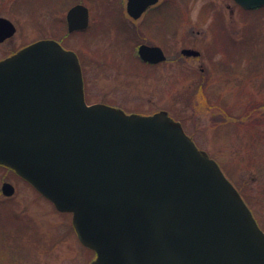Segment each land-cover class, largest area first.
I'll return each mask as SVG.
<instances>
[{
  "label": "water",
  "instance_id": "95a60500",
  "mask_svg": "<svg viewBox=\"0 0 264 264\" xmlns=\"http://www.w3.org/2000/svg\"><path fill=\"white\" fill-rule=\"evenodd\" d=\"M156 1L127 0V12L136 18ZM87 22L83 4L67 10L68 31ZM14 32L0 16V42ZM137 52L150 63L166 59L157 45ZM0 164L71 213L79 242L95 253L89 264H264V231L181 123L165 110L87 104L76 54L53 39L0 59ZM1 190L9 196L13 186Z\"/></svg>",
  "mask_w": 264,
  "mask_h": 264
},
{
  "label": "rangeland",
  "instance_id": "374dc122",
  "mask_svg": "<svg viewBox=\"0 0 264 264\" xmlns=\"http://www.w3.org/2000/svg\"><path fill=\"white\" fill-rule=\"evenodd\" d=\"M85 1L94 10L91 27L65 37L64 44L80 54L86 101L104 102L128 113L167 110L182 122L196 146L216 160L264 231V6L243 10L233 0H159L156 13L166 8L168 22L161 15L146 35L158 41L168 59L147 65L137 57L139 41L126 40L122 31L118 34L131 20L114 10L111 26L110 17L102 11L107 9L103 5H116L119 0ZM67 3L0 0V16L16 28L0 43V58L50 34L61 37V29L53 28L52 20L59 27L65 25ZM120 3L119 10L125 0ZM100 18L102 28L96 26ZM218 20L224 24L219 33L227 30L230 35L225 45L217 40L212 46ZM230 41L237 49L234 56L241 60L242 74L227 76L216 69L222 68L223 53L233 51ZM188 46L199 49L200 58L179 59L180 48ZM199 63L208 74L202 84ZM2 180H10L16 190L7 199L0 193V264L89 263L94 253L78 241L70 213L57 211L0 166V186Z\"/></svg>",
  "mask_w": 264,
  "mask_h": 264
},
{
  "label": "flooded vegetation",
  "instance_id": "af4514ba",
  "mask_svg": "<svg viewBox=\"0 0 264 264\" xmlns=\"http://www.w3.org/2000/svg\"><path fill=\"white\" fill-rule=\"evenodd\" d=\"M116 1H118V0H116ZM158 1L159 0H157L155 3H153V4H149V5H147L146 6V8L139 14V16H137L136 18H134V17H132L128 12H127V0H125V3L123 4V8H120V10L118 9L119 8V6L122 4V3H120L121 2V0H119V2H117L116 3V5H103V7H106L107 9H103L102 11L103 12H107V16H105L106 14H104V15H102V19L104 18V16L107 18V17H110V24H111V20L113 19V18H111V15H112V11H114V10H118V11H120L121 12V14H122V16H123V18H124V20H125V15L131 20V22L130 23H128L127 24V26L125 27L124 25L123 26H121V29H118V34L122 31V33H123V35L125 36V39L126 40H128V41H130L131 39H137L138 41H139V43H138V45H137V47H136V54H137V57L139 58V60L141 61V63L142 64H147V65H156V64H158V63H160V62H157V63H150V62H147V61H144V60H142L140 57H139V55H138V52H137V49H138V47H139V45H141V44H146V45H157V46H159L161 49H162V51H163V53L165 54V56H166V59L165 60H163V61H161V62H165L168 58H167V55H166V53H165V50L162 48V46L161 45H159V44H157L158 43V41L156 42V41H153L154 39H152V37H151V34H148V36L146 35L147 33H149V30H150V28H151V25H153V22L152 21H156V20H158V17H161V15H162V17H163V20H164V22L165 23H167L168 22V20L166 19V13H167V9L166 8H163L164 10H160V14H158V13H156L157 11H158V7L160 6L159 4H158ZM71 2V0L69 1L68 0V3H67V5L69 4ZM77 2H80L81 4H83L86 8H87V10H88V22H87V26L85 27V29H82V30H75V31H68V28H67V24H66V12H67V10L72 6V5H74V4H76ZM110 4V3H109ZM111 4H113V3H111ZM120 4V5H119ZM97 6V5H96ZM100 6V5H99ZM239 6V5H238ZM240 8H242L241 6H239ZM155 8H157V9H155ZM152 9H155V10H152ZM243 9V8H242ZM123 10H125V13H123ZM243 10H245V9H243ZM94 10H93V6H89L87 3H86V1L85 0H76V2L75 3H73V4H69V7H67V9H66V12H65V19H64V21H65V25L63 24V28L61 29V27H58L57 25H56V22L54 21V20H52V25H53V28H60L61 29V32H62V36L61 37H58L57 35H52L51 36V34H50V37L49 38H51V39H53V40H55V41H57L61 46H63L64 48H66V49H70V50H73L76 54H77V57H78V59H79V63H80V66H81V73H82V64H81V60H80V54L78 53V51L77 50H75V49H73V48H71V47H67V46H65V44H64V39H65V37L67 38L68 36H71L72 34H74V33H77V32H84V31H87V30H89L90 28L89 27H91V23H92V18H95V15H94V12H93ZM153 11V14L151 15L150 13ZM110 15V16H109ZM100 16H98V18H99ZM49 19H50V23H49V25H50V30H51V8H50V13H49ZM101 20V18L97 21V27L98 28H102V26H103V22H101L100 21ZM94 25H95V23H94ZM55 26V27H54ZM111 26H113L112 24H111ZM224 26V24H222V21H220V20H218L217 21V23L215 24V36H217V39H215V42H214V40H213V42H212V46H214L215 45V43L216 42H218L219 40H221L222 41V44L223 45H225V43H224V40H225V37H227V36H229L230 35V32L229 31H227V30H225L224 32H223V35H221V33H219V30L220 29H222V28H224L223 27ZM115 28H117V27H115ZM53 30V29H52ZM54 31V30H53ZM55 32V31H54ZM232 36V35H231ZM10 38V37H9ZM9 38H6V39H4L3 41H1V42H4L5 40H7V39H9ZM227 39V38H226ZM242 39V38H241ZM218 40V41H217ZM0 42V43H1ZM231 42V47H232V52L231 51H227L226 53L224 52L223 53V55H225L224 56V58L222 59V61H221V64H219V65H221L222 66V68L221 69H216V71H218V70H220V71H222L221 72V74H225V75H229V76H231V75H236V74H242V70H241V68H240V63H241V60L239 59V61H237L238 59H237V57L238 56H234L235 55V53H236V47H235V45H234V43L232 42V41H230ZM241 42H243V40L241 41ZM28 44V43H27ZM26 45V44H25ZM223 45H221V47L223 48ZM24 46V45H23ZM22 47V46H21ZM20 48V47H19ZM19 48H17V49H19ZM184 48H190V49H193V50H196L197 52H198V54H196V55H185V54H183L182 52H181V50L182 49H184ZM219 48H220V46H219ZM16 49V50H17ZM16 50H14V51H16ZM14 51H12V52H10L9 54H11V53H13ZM215 52V51H214ZM179 53H180V55L181 56H179V59L180 58H185V59H193L194 58V60H196V59H198V57L200 58V55H201V52H200V50L199 49H197L195 46L194 47H182V48H180V51H179ZM209 53H211L212 54V52H209ZM9 54H7V55H9ZM211 54H209V58H210V61L212 60V58H211ZM7 55H5V56H7ZM235 58H234V57ZM217 63V62H216ZM216 63H215V65H216ZM200 64V63H199ZM197 69H198V72H199V74H198V78H199V82H200V84H202L204 81H206L207 82V79H206V76L208 75L207 74V72H205L204 70V67H202L201 66V64H200V66L198 65V67H196ZM212 70L214 71L215 70V68H212ZM208 77V76H207ZM82 78H83V76H82ZM83 88H84V85H83ZM84 98H85V91H84ZM85 100H86V98H85ZM169 114V113H168ZM3 167V166H2ZM10 170V169H9ZM12 171V170H11ZM12 173H13V175L15 176V177H17L18 179H20V180H22L23 182H25L22 178H20L15 172H13L12 171ZM3 182H9V183H11V185L13 186V193L15 192V190H16V186H15V184L14 183H12L10 180H2V183ZM26 183V182H25ZM27 184V183H26ZM2 185V184H1ZM0 193L3 195V193H2V190H1V186H0ZM13 195V194H12ZM12 195H10V196H6V195H3L6 199L7 198H9V197H11Z\"/></svg>",
  "mask_w": 264,
  "mask_h": 264
},
{
  "label": "trees",
  "instance_id": "16d2710c",
  "mask_svg": "<svg viewBox=\"0 0 264 264\" xmlns=\"http://www.w3.org/2000/svg\"><path fill=\"white\" fill-rule=\"evenodd\" d=\"M59 27V26H58ZM63 28V25L61 26V29Z\"/></svg>",
  "mask_w": 264,
  "mask_h": 264
}]
</instances>
